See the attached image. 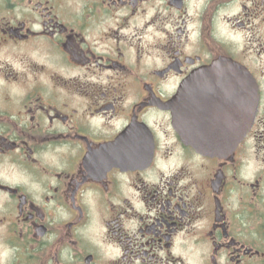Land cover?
I'll return each mask as SVG.
<instances>
[{"label":"flooded vegetation","instance_id":"af4514ba","mask_svg":"<svg viewBox=\"0 0 264 264\" xmlns=\"http://www.w3.org/2000/svg\"><path fill=\"white\" fill-rule=\"evenodd\" d=\"M0 264H264V0H0Z\"/></svg>","mask_w":264,"mask_h":264},{"label":"water","instance_id":"95a60500","mask_svg":"<svg viewBox=\"0 0 264 264\" xmlns=\"http://www.w3.org/2000/svg\"><path fill=\"white\" fill-rule=\"evenodd\" d=\"M248 75L249 74L246 72L244 116L243 122L241 121L240 136H245L250 129L256 115L258 102L257 88L251 81V78H248Z\"/></svg>","mask_w":264,"mask_h":264}]
</instances>
